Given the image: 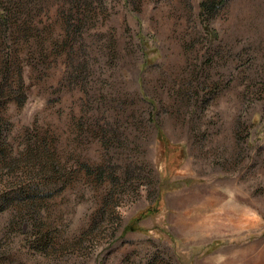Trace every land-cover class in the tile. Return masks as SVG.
Listing matches in <instances>:
<instances>
[{
  "label": "rangeland",
  "instance_id": "374dc122",
  "mask_svg": "<svg viewBox=\"0 0 264 264\" xmlns=\"http://www.w3.org/2000/svg\"><path fill=\"white\" fill-rule=\"evenodd\" d=\"M28 2L0 19V264H264V0Z\"/></svg>",
  "mask_w": 264,
  "mask_h": 264
},
{
  "label": "trees",
  "instance_id": "16d2710c",
  "mask_svg": "<svg viewBox=\"0 0 264 264\" xmlns=\"http://www.w3.org/2000/svg\"><path fill=\"white\" fill-rule=\"evenodd\" d=\"M198 4H199V15H201V18H202L203 21H207L206 16L208 14H210L213 9H216V8H218L220 6H223L224 5V0H219L218 2H215V1L214 2H212V1L211 2H207L205 0H200V2ZM0 7H2V8H0V19H4L5 20L16 9H18V10L21 9L25 13L28 12V10H29V8H28L29 7V2H28V0H0ZM206 28L208 29V26H206ZM138 35H140L141 42L144 45H146L145 44V41H146L145 35H143L141 31L138 32ZM156 136H158L160 142L162 143V147L163 148H160V150H161V153H162L164 159L167 160V153H168L169 150H167L168 147H167L166 139H165V136L163 135V131H162L161 128L157 129ZM182 147H183V144H181L179 146V150L181 152H183ZM183 156L184 155L182 154L181 158H183ZM161 170H160V172H161ZM164 192L165 191H164L163 187L161 186V188L159 190V193H158L159 194L158 200H159V198L161 200L164 197ZM158 211H159L158 207L155 208V209H153L151 207H147L143 211H141L138 216L136 215L134 217V220H139L141 218H144L145 216H150V215L156 214V213H158ZM222 242H223L222 239L215 240L211 244L207 245L205 247V249L207 251H212L215 248H217L219 245H221Z\"/></svg>",
  "mask_w": 264,
  "mask_h": 264
}]
</instances>
